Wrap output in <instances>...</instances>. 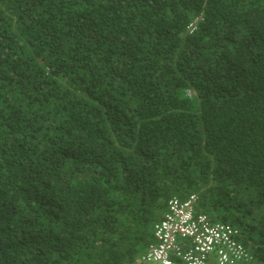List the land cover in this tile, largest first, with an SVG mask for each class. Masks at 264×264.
<instances>
[{
	"label": "trees",
	"instance_id": "obj_1",
	"mask_svg": "<svg viewBox=\"0 0 264 264\" xmlns=\"http://www.w3.org/2000/svg\"><path fill=\"white\" fill-rule=\"evenodd\" d=\"M191 195L264 264V0H0V264H140Z\"/></svg>",
	"mask_w": 264,
	"mask_h": 264
},
{
	"label": "built area",
	"instance_id": "obj_2",
	"mask_svg": "<svg viewBox=\"0 0 264 264\" xmlns=\"http://www.w3.org/2000/svg\"><path fill=\"white\" fill-rule=\"evenodd\" d=\"M191 27L193 30L195 24ZM196 202V195L184 201H169L167 212L155 226L157 243L142 255L141 264H173L172 255L186 264H208L212 254L218 264H239L250 259L237 239L238 231L230 225L210 223L206 214L196 215Z\"/></svg>",
	"mask_w": 264,
	"mask_h": 264
},
{
	"label": "clouds",
	"instance_id": "obj_3",
	"mask_svg": "<svg viewBox=\"0 0 264 264\" xmlns=\"http://www.w3.org/2000/svg\"><path fill=\"white\" fill-rule=\"evenodd\" d=\"M167 212V211H166ZM165 215V214H164ZM209 218V217H208ZM209 221H210V223H212V224H217V223H219V222H217V223H213V222H211V220H210V218H209ZM220 224H223V223H220ZM225 225H227V224H225ZM234 228V227H233ZM236 229V228H235ZM237 231H238V235H239V230L238 229H236ZM238 235H237V239H238V241L244 246V244L242 243V241L239 239V237H238ZM156 243H157V239H156ZM184 242H182L181 244H183ZM187 244L189 243V242H186ZM185 243V244H186ZM155 244V243H154ZM183 246V248H186V245H182ZM148 250V249H147ZM147 252V251H146ZM248 253V252H247ZM249 256H251L250 254H248ZM211 258H214L215 260H216V264H218L217 263V257H216V255L215 254H212L210 257H209V259H208V263H209V260L211 259ZM171 259H172V257H171ZM172 261H173V259H172ZM249 261V260H248ZM247 261V262H248ZM141 264V263H140ZM173 264H174V261H173Z\"/></svg>",
	"mask_w": 264,
	"mask_h": 264
}]
</instances>
